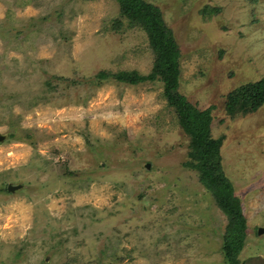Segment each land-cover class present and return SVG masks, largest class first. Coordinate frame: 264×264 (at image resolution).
Wrapping results in <instances>:
<instances>
[{"label": "rangeland", "instance_id": "374dc122", "mask_svg": "<svg viewBox=\"0 0 264 264\" xmlns=\"http://www.w3.org/2000/svg\"><path fill=\"white\" fill-rule=\"evenodd\" d=\"M143 1L180 51L177 93L223 138L239 259L264 264V103L227 107L264 81V0ZM156 65L121 0H0V264H229V219L186 166L191 138L162 75L113 77Z\"/></svg>", "mask_w": 264, "mask_h": 264}, {"label": "trees", "instance_id": "16d2710c", "mask_svg": "<svg viewBox=\"0 0 264 264\" xmlns=\"http://www.w3.org/2000/svg\"><path fill=\"white\" fill-rule=\"evenodd\" d=\"M127 12L140 19L144 25L156 54V73L147 77L136 71L113 74L117 81L137 84L154 79L161 74L165 87L164 93L171 104H175L180 115L182 127L191 138L189 158L186 166L195 170L204 187L215 196L217 204L227 214L229 225L224 236V252L229 264H244L239 259L246 245V225L240 199L229 189L230 184L219 173L223 138L212 133V116L209 111H199L187 99L177 93L180 71V51L171 30L165 25L161 14L153 5L143 0H121ZM107 77L101 73L100 77ZM242 97L229 96L230 113L256 111L264 103V81L253 83L239 92ZM237 107V108H236ZM239 110V111H237Z\"/></svg>", "mask_w": 264, "mask_h": 264}, {"label": "water", "instance_id": "95a60500", "mask_svg": "<svg viewBox=\"0 0 264 264\" xmlns=\"http://www.w3.org/2000/svg\"><path fill=\"white\" fill-rule=\"evenodd\" d=\"M0 139H1V138H0ZM9 189H10V190H15V189H17V186H12V185H10V186H9ZM262 229H263V228H259V233H262V232H263Z\"/></svg>", "mask_w": 264, "mask_h": 264}]
</instances>
